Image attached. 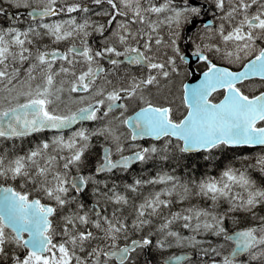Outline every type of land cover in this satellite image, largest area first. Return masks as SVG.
Segmentation results:
<instances>
[{
	"label": "snow or ice",
	"instance_id": "6c2138e0",
	"mask_svg": "<svg viewBox=\"0 0 264 264\" xmlns=\"http://www.w3.org/2000/svg\"><path fill=\"white\" fill-rule=\"evenodd\" d=\"M0 17V264H264V0Z\"/></svg>",
	"mask_w": 264,
	"mask_h": 264
},
{
	"label": "rangeland",
	"instance_id": "374dc122",
	"mask_svg": "<svg viewBox=\"0 0 264 264\" xmlns=\"http://www.w3.org/2000/svg\"><path fill=\"white\" fill-rule=\"evenodd\" d=\"M11 11H15L14 9H9V12H11ZM9 14H11V13H9ZM2 20H4V18L3 17H0V21H2ZM182 174V173H181ZM151 175V174H150ZM129 182H130V180H129ZM145 191V193H147L148 191H149V189L148 188H146V189H144ZM177 209V208H176ZM178 210V209H177ZM170 250H173V249H170ZM169 250V251H170ZM175 250H178V249H174L173 251H175ZM180 250V249H179ZM165 252V253H163L164 255H170V252ZM191 251V250H190ZM172 252V251H171ZM160 256H161V254H159V253H157V254H155L153 257H152V264H157V262L160 260Z\"/></svg>",
	"mask_w": 264,
	"mask_h": 264
},
{
	"label": "bare ground",
	"instance_id": "6f19581e",
	"mask_svg": "<svg viewBox=\"0 0 264 264\" xmlns=\"http://www.w3.org/2000/svg\"><path fill=\"white\" fill-rule=\"evenodd\" d=\"M9 13H11L10 15H13V11H11V12H9ZM154 171V170H153ZM150 174H153L152 172H149V173H147V175H150ZM157 187H159V186H157ZM173 210H177L176 208H174ZM174 250V249H173ZM173 250H170L169 252H170V255H175L174 254V252H173ZM172 251V252H171ZM175 251H179V252H181V253H184L185 254V252H187V254L188 255H192V252L190 251V250H175Z\"/></svg>",
	"mask_w": 264,
	"mask_h": 264
},
{
	"label": "flooded vegetation",
	"instance_id": "af4514ba",
	"mask_svg": "<svg viewBox=\"0 0 264 264\" xmlns=\"http://www.w3.org/2000/svg\"><path fill=\"white\" fill-rule=\"evenodd\" d=\"M14 14H15V11H13V15H14ZM190 79H191V78H190ZM220 98H222V95H219V96H218V99H220ZM49 133H50V132H49ZM47 134H48V133H47ZM47 134H46V135H47ZM33 139H35V138H33Z\"/></svg>",
	"mask_w": 264,
	"mask_h": 264
},
{
	"label": "water",
	"instance_id": "95a60500",
	"mask_svg": "<svg viewBox=\"0 0 264 264\" xmlns=\"http://www.w3.org/2000/svg\"><path fill=\"white\" fill-rule=\"evenodd\" d=\"M175 255H184V253H177V254H175Z\"/></svg>",
	"mask_w": 264,
	"mask_h": 264
},
{
	"label": "trees",
	"instance_id": "16d2710c",
	"mask_svg": "<svg viewBox=\"0 0 264 264\" xmlns=\"http://www.w3.org/2000/svg\"><path fill=\"white\" fill-rule=\"evenodd\" d=\"M146 189V188H145ZM145 191V190H144Z\"/></svg>",
	"mask_w": 264,
	"mask_h": 264
}]
</instances>
